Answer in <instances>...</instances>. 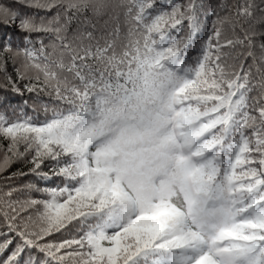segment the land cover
<instances>
[{
    "label": "snow or ice",
    "instance_id": "6c2138e0",
    "mask_svg": "<svg viewBox=\"0 0 264 264\" xmlns=\"http://www.w3.org/2000/svg\"><path fill=\"white\" fill-rule=\"evenodd\" d=\"M11 3L30 11L0 4L25 43H0V70L20 62L4 90L27 79L67 108L40 125L0 113V180H60L0 190V264H264V0L213 9L194 64L197 0ZM237 46L238 69L224 51ZM17 162L31 167L5 176ZM22 191L47 198L12 199Z\"/></svg>",
    "mask_w": 264,
    "mask_h": 264
},
{
    "label": "trees",
    "instance_id": "16d2710c",
    "mask_svg": "<svg viewBox=\"0 0 264 264\" xmlns=\"http://www.w3.org/2000/svg\"><path fill=\"white\" fill-rule=\"evenodd\" d=\"M189 0H156L157 6L160 10H170L172 5L180 4L182 6H186ZM198 5H200L198 11V22L199 28L196 34L192 38V44L187 49L186 53V63L194 64L195 59L199 56L201 47L203 43L207 40V37L210 35V30L213 27V21L216 19L215 16L211 14L212 10L215 9L219 15L223 16L225 14H230V12L226 13L221 10L219 7L222 4L232 5L235 3V0H197ZM0 4L11 5V7L15 10H18L21 13L30 11L29 9L21 8L17 4L11 3V0H0ZM43 15V13H41ZM18 22V21H17ZM103 21H101L102 23ZM235 33L239 34L241 37L243 33L240 32L239 28L235 29ZM172 35L177 38L181 36L187 35V22H185L184 29L182 32L177 33L175 30H172ZM234 38L233 29L229 25L224 26V31L221 36V43L224 42L225 39ZM7 41L15 50L17 47L25 46L23 41L22 34L17 31L15 25L12 27H3L0 26V43ZM37 40L36 36L31 37L29 42L27 43V47H32L34 42ZM47 43V40L44 41ZM215 43V41H213ZM36 47H39V44H35ZM225 52H229L230 56L227 59V63L234 65L236 69L239 68V61L235 60L234 57L239 53L246 51V48H241L237 46L235 49L225 48ZM257 54H259V49H257ZM240 59H243L241 56ZM2 62V61H0ZM16 63L17 67H19L20 62L14 61L10 56L7 57L6 67L4 70H0V113H3L7 116V119L11 121L15 120H30L31 123L40 125L46 120L50 119L53 115V110L56 109H64L67 108V105L57 101L54 98V93L49 94V91L42 92H33L29 93L24 91V84L28 83L27 79L18 81V87H20L22 91V95L14 94L11 91V85H8V90H4L3 85L8 84L7 77L11 76L13 80H17V75L13 70V63ZM248 63H251V59L248 60ZM253 73H255V68L252 69ZM32 75V73H29ZM252 83H256L255 80ZM252 96H259V91H253L249 94V103H253L251 100ZM7 147V141L0 140V155H2V151ZM53 162L47 161L43 166L42 170L44 172H48ZM31 165L26 164L25 162H17L14 163L11 168L4 175L8 176L11 173H16L18 171L27 172L28 168ZM28 183H34L37 186L43 187H55L60 184L59 179H53L45 183L44 181L38 180L34 175H28L26 177H18L12 180L5 182V180H0V190L7 191L9 188H21L23 185ZM27 197L36 198V199H46L41 192L37 191H22L14 193L12 199H24ZM32 215L35 216V210H32ZM79 230V226L76 228H72L68 233H64L62 236H57L55 239H63V238H71L72 236L77 235Z\"/></svg>",
    "mask_w": 264,
    "mask_h": 264
}]
</instances>
